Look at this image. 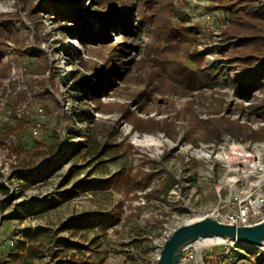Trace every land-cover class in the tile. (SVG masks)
I'll return each mask as SVG.
<instances>
[{
    "label": "rangeland",
    "instance_id": "374dc122",
    "mask_svg": "<svg viewBox=\"0 0 264 264\" xmlns=\"http://www.w3.org/2000/svg\"><path fill=\"white\" fill-rule=\"evenodd\" d=\"M52 4L70 7L59 18ZM230 4L0 0V29L11 38L0 39V264L72 256L155 264L174 229L225 212L231 194L264 183V80L252 89L242 82L264 66V49L247 57L264 43L236 51L241 34L227 45ZM235 10L244 17L253 7ZM109 12L123 20L101 38L99 18ZM249 34L264 40V21ZM80 81L103 91L73 90ZM81 114L87 122L78 123ZM57 161L48 176L26 177ZM166 180L174 187L162 197ZM93 213L116 218L62 230ZM226 259L264 264V250L241 247Z\"/></svg>",
    "mask_w": 264,
    "mask_h": 264
},
{
    "label": "trees",
    "instance_id": "16d2710c",
    "mask_svg": "<svg viewBox=\"0 0 264 264\" xmlns=\"http://www.w3.org/2000/svg\"><path fill=\"white\" fill-rule=\"evenodd\" d=\"M260 1H263V4L256 6L255 0H250V1L249 0H230V2H231L230 6L223 8V12H224L225 17L230 19V21H232V23H233V26H232L233 28L230 29L228 32H226L227 35H226L225 39H226V42H228L227 45H231L230 37L236 38V37H239L241 34H245L243 37H241V38L239 37L238 38L239 40H237L236 42H233L234 43L233 45L235 46L236 51L249 48L250 46L253 45V43H255L257 41L264 43V40H258V38H256L255 36H251L249 34L253 28L255 29L256 27H258V25L259 26L262 25V23L264 21V0H260ZM238 5L252 6L253 10L251 12H248L247 14H245L244 17H237L235 7H237ZM69 7H70L69 5H67L66 7H64V6L61 7L60 5L52 4L50 10L54 12L55 16H58L59 13H63L64 8L69 9ZM108 14H110V15L106 19H103V17L105 15H101V18H99V20L101 22L100 29H99V35L101 38L106 37L107 30L109 29V24L112 21H115L117 19L123 20L122 17H120L119 15H114L112 12H109ZM61 18H65L68 22L74 21L77 25L83 24V22H84V19L81 16H79V14L76 16L75 14L72 15V13H70V12H65ZM0 39H6V40L8 39L9 40L11 38L9 36H6V33L2 29H0ZM261 48L259 50H252V53L247 57H255L256 55L260 54L262 52V50L264 49L263 45ZM246 62H248V61H246ZM6 69L7 68L2 66V63L0 61V79L5 78V76H6L5 73L7 72ZM248 73L249 74L245 73V76L247 78L242 80V82L245 83V85L248 86V88L252 89L255 86H257L258 84H260L261 80H264V66H261V67L257 66L255 68V70L250 69V70H248ZM116 76H118V75H116ZM107 77H110L109 74ZM97 79L101 80L102 77L101 78L98 77ZM100 87H104V86H102V83H101ZM84 88H88L89 90H91L92 93H94V95L96 94V91H98V89L89 88V85L87 83H85V81L77 82L72 87V89L73 90L75 89L76 91H80ZM102 91H98V92H102ZM75 117H76V119H78V123L87 122L89 119L88 114L76 115ZM71 119H72V116H71ZM84 137H87V136H84ZM249 138L252 139V136H249ZM59 146L60 145L58 144L57 147H59ZM56 151H57V149L54 150V152H52L53 157H54ZM58 164H59L58 161L55 163H50L39 174L37 173V174L29 175L26 177L31 178V179H33V178L42 179V178L48 176L55 168H57ZM111 182H112V180H111ZM163 186H164V188H163V190H161L160 193H162L161 194L162 197H166L169 190L174 187V184H173V182H171V180H166V182L163 184ZM158 194H159V192H158ZM70 196H72V194ZM57 205H58V202L54 201V202H51L49 204V206H46V207L48 209H51V208L56 207ZM115 218H116L115 215L108 216V215H101V214H97V213L86 214V215L74 218L73 220H71V222L64 224L62 227V230H71V229L81 230L83 228L94 227L100 223L112 221ZM24 264H30V263L26 262ZM59 264H92V263L88 262L84 258H80V257L78 258L76 256H72L71 259L64 260V261L60 262Z\"/></svg>",
    "mask_w": 264,
    "mask_h": 264
},
{
    "label": "built area",
    "instance_id": "2783aa9c",
    "mask_svg": "<svg viewBox=\"0 0 264 264\" xmlns=\"http://www.w3.org/2000/svg\"><path fill=\"white\" fill-rule=\"evenodd\" d=\"M204 19V21H210L211 16L207 15ZM38 129L39 125L34 129L35 135L38 134ZM230 202L232 204L223 206L225 212L217 210L210 217L221 223L237 227L253 226L264 221V183L253 185L242 194H231ZM172 233H169L164 238L163 245L171 237ZM216 240L217 242L215 243L203 246L198 245L197 242L190 244L184 249L180 264H226L227 255L231 250L248 247L235 241ZM215 248H219L220 250L210 255L209 252ZM258 248L264 250V245ZM224 250L226 251L224 252Z\"/></svg>",
    "mask_w": 264,
    "mask_h": 264
},
{
    "label": "water",
    "instance_id": "95a60500",
    "mask_svg": "<svg viewBox=\"0 0 264 264\" xmlns=\"http://www.w3.org/2000/svg\"><path fill=\"white\" fill-rule=\"evenodd\" d=\"M201 239L235 241L248 247L264 245V221L253 226L237 227L206 216L176 228L164 243L155 264H180L184 249Z\"/></svg>",
    "mask_w": 264,
    "mask_h": 264
},
{
    "label": "bare ground",
    "instance_id": "6f19581e",
    "mask_svg": "<svg viewBox=\"0 0 264 264\" xmlns=\"http://www.w3.org/2000/svg\"><path fill=\"white\" fill-rule=\"evenodd\" d=\"M235 176V175H234ZM237 177V176H236ZM228 179V178H227ZM231 182H235L236 183V178H231L229 179ZM217 242L216 239H201L199 241H197L198 245L203 246V245H209L212 243Z\"/></svg>",
    "mask_w": 264,
    "mask_h": 264
}]
</instances>
